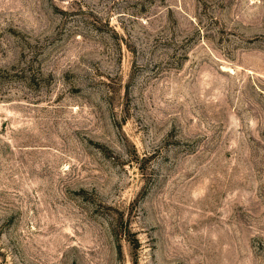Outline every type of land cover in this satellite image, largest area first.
I'll return each instance as SVG.
<instances>
[{
  "label": "rangeland",
  "instance_id": "obj_1",
  "mask_svg": "<svg viewBox=\"0 0 264 264\" xmlns=\"http://www.w3.org/2000/svg\"><path fill=\"white\" fill-rule=\"evenodd\" d=\"M0 264H264V0H0Z\"/></svg>",
  "mask_w": 264,
  "mask_h": 264
}]
</instances>
